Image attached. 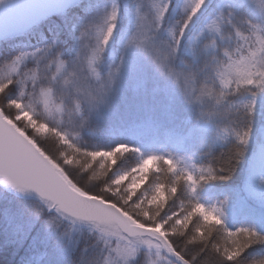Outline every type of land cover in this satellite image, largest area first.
<instances>
[{"label":"snow or ice","instance_id":"obj_1","mask_svg":"<svg viewBox=\"0 0 264 264\" xmlns=\"http://www.w3.org/2000/svg\"><path fill=\"white\" fill-rule=\"evenodd\" d=\"M208 2L158 0L144 4L138 0L130 14L131 26L121 32L119 63L102 67L104 53L120 30L121 10L116 0L110 8L83 20L71 58H62L57 26L50 42L0 61V184L17 192L31 190L40 197L28 231L12 243L22 246L30 236L33 242L38 240L39 232L32 236L36 225L60 229L63 220H72L99 233L104 257L100 264H129L141 246L154 250V257L164 254L162 264H264V258H243L249 249L264 245V234L247 227L229 230L220 209L191 198L201 184L230 177L233 162L244 155L249 143L252 119L264 107V0H259L255 10L260 23L234 15L232 10L221 13L203 26L202 31L211 34L210 43L195 51L193 59H179ZM171 14L178 16L173 24H169ZM225 31L244 39L248 47L237 40L235 52H231V37ZM245 31L255 41L242 37ZM140 56L169 78L189 104L200 105V122L215 127L218 139L219 122H229L242 107L243 130L235 132L237 144L226 159L216 157L219 163L188 169L179 167L171 155H144L128 143L103 149L82 141L81 133L92 124L101 138L121 133L154 139L161 133L150 120L125 121L115 103L125 75L140 82L147 92L150 78ZM25 61L36 67L29 68ZM52 68L57 74L48 76ZM208 78L220 81L212 106L201 99L203 91L197 95V85ZM61 80L66 87H60ZM54 88L61 94V104L54 100ZM245 96L239 104L232 103ZM166 131L174 135L172 130ZM49 141L58 145L55 151ZM128 154L136 155L137 162L117 168ZM161 174L168 177L167 183ZM101 178V183H90ZM178 185L181 195H190L194 201L189 206L181 204L179 211L175 199L170 204L167 200L177 193ZM193 217L197 223L190 229ZM147 264H155L154 259Z\"/></svg>","mask_w":264,"mask_h":264},{"label":"trees","instance_id":"obj_2","mask_svg":"<svg viewBox=\"0 0 264 264\" xmlns=\"http://www.w3.org/2000/svg\"><path fill=\"white\" fill-rule=\"evenodd\" d=\"M217 1H210V5L197 20V25L207 15L214 12ZM112 2L113 0H81L76 6L48 17L23 34L0 40V61L9 59L19 54L20 51L34 49L42 46L45 42H50L53 30L57 26L60 28L57 44L62 51V58H71L75 55L77 37L83 20L90 18L101 9L110 8ZM116 2L121 10L120 30L114 35L110 47L104 53L102 67L113 61L119 63L122 48L121 32H125L131 26L130 14H133L138 6V0H116ZM154 2H158V0H141V3L144 4ZM236 2L238 5L233 9L234 15L245 16L256 23L261 22V18L253 11L250 3L241 2V0H236ZM176 19L178 16L171 14L169 23L176 21ZM195 27L196 25L186 39V46L190 36L195 32ZM208 40L203 39L197 47V51L202 50L205 43H210ZM178 57L185 62L193 59V56H189L186 51L182 55L178 54ZM26 63L28 67H34L33 62L27 61ZM92 78L95 79L94 76ZM124 84L126 83H122V88L118 90L115 98L121 117L127 122L150 120L160 127L161 133L154 139H141L121 133L101 138L95 134V125L92 124L90 129L81 133V139L87 145H99L103 149H109L118 142L130 141L139 150L147 151L151 146L165 144L170 151H178L191 157L199 169L201 166L219 163L220 161L216 160V157L226 159L229 150L237 144L235 132L243 130L242 107L239 115L234 113L229 122L227 120L219 122L221 139H218L215 127L209 128L200 122V105L197 103L189 104L179 88L170 79L168 87H164L162 82L150 81L147 92L142 85H138L137 89L134 90ZM60 87H66L63 80L60 82ZM197 89V95L200 96V92L203 91L204 95L201 99L212 106L215 104L213 97L219 94V80L202 79L197 85ZM53 92L54 96L62 102L60 92L56 88L53 89ZM246 98L247 96L237 98V101L232 103L239 104L240 99ZM259 127H264V107H259L252 119L251 135H255ZM166 130H172L174 135L169 136ZM210 145L211 147H209ZM49 147L55 151L58 145H53L49 141ZM249 147L250 145L244 146V155L233 162L231 175L227 180L203 183L197 189L196 195L191 196V198L218 206L227 214V220L230 223L253 224L255 227L251 229L264 234V207L255 204L246 195L244 189ZM137 159L136 155L128 154L116 167H129L136 163ZM102 179L90 183H101ZM161 179L165 183L168 182V177L163 174H161ZM147 182L146 180L141 185L137 194ZM184 187L186 190V185ZM191 198L187 194L181 195L180 185H178L177 193L168 196L167 200L170 204L175 199L177 211H179L181 204L189 206L194 203ZM38 203L35 199L20 198L13 193L11 194L0 186V264H90V262L91 264H100L104 257L101 252L102 242L99 239V233L92 229L74 226L64 220L60 229H47L36 225L32 230V236L39 232L40 238L35 242L30 236L22 246L12 243L28 231L29 222L33 215L32 210ZM167 208L168 204L165 205V210ZM196 223V217H193L189 228L191 229ZM224 226L228 228L226 224ZM235 229L237 228H230L229 230ZM151 258L154 259L155 264H162L163 262V254L160 257H154V252L141 247L135 261H130L129 264H147ZM243 258L249 261L264 258V245H257L249 249Z\"/></svg>","mask_w":264,"mask_h":264},{"label":"rangeland","instance_id":"obj_3","mask_svg":"<svg viewBox=\"0 0 264 264\" xmlns=\"http://www.w3.org/2000/svg\"><path fill=\"white\" fill-rule=\"evenodd\" d=\"M210 1L211 0H209L206 7L201 10V13L210 5L209 4ZM182 2H183V0H182ZM241 2L250 3L254 9L253 11L256 12L255 10L257 8V4H258L259 0H241ZM237 5L238 4H237L236 0H218L217 5H216V9L214 10V12L211 13L210 15H207L202 20V22H200V24L197 25V23H195V25H196L195 32L190 36L189 43L185 47L186 53L189 56L190 55L193 56V53L195 51H197V49H198L197 47L200 45L201 41L203 39H210L211 38L210 33H208L207 31H202L204 24H206V22L209 19L214 18L215 16H218L221 13L227 12L229 10L233 11V9L235 7H237ZM201 13L199 14V17L201 16ZM256 13L258 15V12H256ZM197 20H196V22H197ZM173 23H175V21H172L169 24H173ZM225 36L231 37L230 44L233 43L232 45H229V50L231 52H235L237 40H239L240 44L245 49L248 47V45L245 43L244 39H242L241 37H236L233 33H229L227 31H225ZM197 37H199V38H197ZM242 37H250V39L252 41H255V39H256L255 36H251V34L249 32H246V31L242 33ZM33 50L34 49H27L25 51L30 52ZM139 61L147 69V73H148V76L150 78V81L162 82L164 84V87L165 86L168 87L169 78H167V77L163 76L162 74H159L158 72H156L152 68V66L150 65L148 60L146 58H144L143 56L139 57ZM26 62L27 61H25V63ZM32 65L34 67H29V68L34 69L36 67V65L34 63ZM25 70H27V69H25ZM41 74H44L43 73V66H41ZM56 74L57 73H56L55 68L50 69L47 73L48 76H53ZM121 83H126L124 85H127L131 89L133 88L134 90L137 89L138 85H141L140 82H138V81L129 80V77L127 75L122 77ZM219 84H220V81H219ZM54 100L57 104L62 103L55 96H54ZM262 103H264V100H262ZM256 132L257 133L255 135H250L249 143L247 144V145H250V147H249V151H248L249 156H248L247 164H246L247 170H246V180H245V184H244V187H245L244 189H245L246 195L248 197H250V199H252L255 204H257L258 206L264 207V127H259V129ZM118 143H121V142H118ZM122 143H128L130 145H133L130 141L129 142H122ZM140 152L144 155H148V154H152V153L171 155L173 158H176L179 167H181V168L187 167L188 169H192L194 166L196 169H198V167H196V165H195L194 160L191 157H189L188 155L182 154L178 151L172 152L168 149V147H166L165 144H161V146H151V148H149L147 151L140 150ZM195 195H196V193L193 196H195ZM201 203L204 204L206 207H215V208L220 209L218 206H216L214 204H210L209 202L206 203V202L202 201ZM220 211L222 213L223 222H224V224H226L228 226L229 229L230 228H240V227H247V228L255 227V225H253V224L250 225L247 223H241V224L230 223L227 220V214L222 209H220ZM144 247L147 248V246H144ZM150 251L154 252V250H150Z\"/></svg>","mask_w":264,"mask_h":264},{"label":"water","instance_id":"obj_4","mask_svg":"<svg viewBox=\"0 0 264 264\" xmlns=\"http://www.w3.org/2000/svg\"><path fill=\"white\" fill-rule=\"evenodd\" d=\"M80 1L81 0H0V40L23 34L41 21L46 20L48 17L57 15L58 13L76 6ZM0 186L7 192L13 193L20 198L35 199L40 202V197L34 191L17 192L9 186L3 184H0ZM64 221L77 227L81 226L97 232L86 223H73L72 220Z\"/></svg>","mask_w":264,"mask_h":264}]
</instances>
